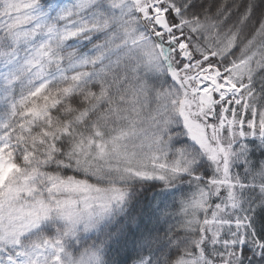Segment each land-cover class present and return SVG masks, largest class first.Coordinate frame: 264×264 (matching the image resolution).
I'll return each instance as SVG.
<instances>
[{
    "label": "snow or ice",
    "instance_id": "snow-or-ice-1",
    "mask_svg": "<svg viewBox=\"0 0 264 264\" xmlns=\"http://www.w3.org/2000/svg\"><path fill=\"white\" fill-rule=\"evenodd\" d=\"M0 264H264V0H0Z\"/></svg>",
    "mask_w": 264,
    "mask_h": 264
}]
</instances>
